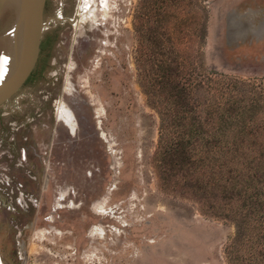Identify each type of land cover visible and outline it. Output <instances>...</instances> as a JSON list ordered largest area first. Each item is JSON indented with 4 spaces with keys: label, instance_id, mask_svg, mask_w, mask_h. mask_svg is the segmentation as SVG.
I'll use <instances>...</instances> for the list:
<instances>
[{
    "label": "rangeland",
    "instance_id": "374dc122",
    "mask_svg": "<svg viewBox=\"0 0 264 264\" xmlns=\"http://www.w3.org/2000/svg\"><path fill=\"white\" fill-rule=\"evenodd\" d=\"M105 1L45 0L0 104V264H230L264 217V0Z\"/></svg>",
    "mask_w": 264,
    "mask_h": 264
},
{
    "label": "water",
    "instance_id": "95a60500",
    "mask_svg": "<svg viewBox=\"0 0 264 264\" xmlns=\"http://www.w3.org/2000/svg\"><path fill=\"white\" fill-rule=\"evenodd\" d=\"M45 0H0V104L25 82L35 64Z\"/></svg>",
    "mask_w": 264,
    "mask_h": 264
},
{
    "label": "trees",
    "instance_id": "16d2710c",
    "mask_svg": "<svg viewBox=\"0 0 264 264\" xmlns=\"http://www.w3.org/2000/svg\"><path fill=\"white\" fill-rule=\"evenodd\" d=\"M242 132V131H241ZM219 137L218 135L216 136ZM251 186V182L247 184V188ZM244 196L247 200H253V203L260 204L259 200L264 197V183L257 186L252 193L244 190ZM263 214L257 216L254 223V229L250 228L248 221L243 218L236 219L234 221L236 227V233L234 239L227 247V257L230 264H238L236 262L237 255L234 250V246L242 242L248 246L249 254L245 260V264H264V217Z\"/></svg>",
    "mask_w": 264,
    "mask_h": 264
},
{
    "label": "bare ground",
    "instance_id": "6f19581e",
    "mask_svg": "<svg viewBox=\"0 0 264 264\" xmlns=\"http://www.w3.org/2000/svg\"><path fill=\"white\" fill-rule=\"evenodd\" d=\"M85 1H86V0H85ZM101 1H102V0H101ZM104 2H106V1L104 0ZM104 5H105V4H104ZM84 7H85V6H84ZM88 10H89V9H88ZM79 11H80V10H79ZM66 110H67V109L64 110L61 106L59 107V112H61V114L64 115V116L66 117V119H67L69 116H68V115H67L68 117L66 116V114H65V111H66ZM67 112H68V111H67ZM67 112H66V113H67ZM69 115H70V114H69ZM71 118H72V117H71ZM64 119H65V118H64ZM69 120H71V119H69Z\"/></svg>",
    "mask_w": 264,
    "mask_h": 264
},
{
    "label": "flooded vegetation",
    "instance_id": "af4514ba",
    "mask_svg": "<svg viewBox=\"0 0 264 264\" xmlns=\"http://www.w3.org/2000/svg\"><path fill=\"white\" fill-rule=\"evenodd\" d=\"M31 72H32V71H31ZM30 75H31V73L29 74V76L27 77V79L25 80V82H24V83H26V82L28 81V79H29Z\"/></svg>",
    "mask_w": 264,
    "mask_h": 264
}]
</instances>
